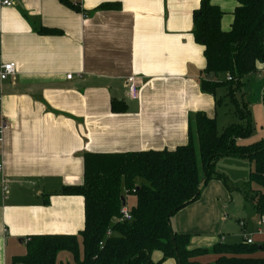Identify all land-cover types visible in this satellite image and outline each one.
<instances>
[{"label": "crops", "instance_id": "0c3cea01", "mask_svg": "<svg viewBox=\"0 0 264 264\" xmlns=\"http://www.w3.org/2000/svg\"><path fill=\"white\" fill-rule=\"evenodd\" d=\"M11 1L12 6L0 4V66L17 64L14 78H0V121H8L0 141V264L24 255L28 237L84 229V198L58 192L64 185L82 184L85 153L174 150L188 142L193 113L216 116L219 127L221 108L200 88L204 46L191 30L201 0H70L84 12L61 0ZM211 2L225 12L222 29L230 30L237 2ZM103 4L119 7L96 10ZM41 25L62 32L40 34ZM259 67L245 80L254 132L241 144L264 138V63ZM132 76L140 86L137 100L128 96L126 80ZM113 98L124 101L127 111L114 113ZM246 161L223 158L216 169L222 162L250 163L251 171ZM221 171L229 174L225 167ZM3 180L9 184L6 197ZM227 202L225 186L209 181L201 197L173 217L174 230L190 235L192 249L227 243ZM247 238L259 245L256 257L264 258L260 220L243 241ZM216 258L205 254L197 260Z\"/></svg>", "mask_w": 264, "mask_h": 264}, {"label": "trees", "instance_id": "16d2710c", "mask_svg": "<svg viewBox=\"0 0 264 264\" xmlns=\"http://www.w3.org/2000/svg\"><path fill=\"white\" fill-rule=\"evenodd\" d=\"M61 1L84 12L78 2ZM235 1L233 22L225 31L221 27L225 12L211 0H201L193 12L191 33L204 46L206 67L200 78L201 91L214 96L217 109L227 102L224 97L229 100L238 122L220 133L217 117L198 111L189 117L188 142L174 150L85 153L82 184L64 185L58 192L84 198V229L78 234L28 237L26 253L14 257L12 264H71L57 261L65 251L71 253L76 264H163L170 259L176 264H264V258L255 255L259 245L219 242L212 248L192 249L190 235L173 228V217L197 201L209 181L222 180L229 187L227 175L216 169L220 159H248L254 165L249 185L264 188V138L249 144L239 142L254 132L244 86L245 80L261 71L259 65L264 63V0ZM118 7L103 4L96 10ZM37 32L58 35L62 31L41 25ZM222 75L226 77L221 79ZM111 109L124 113L127 104L113 98ZM239 190L257 213L264 215V192L255 190L252 197ZM129 195L136 196V204L129 208L132 219L121 221V209ZM109 229L113 233L106 236ZM155 253L160 254L157 260ZM205 254L217 258L213 263L197 260Z\"/></svg>", "mask_w": 264, "mask_h": 264}, {"label": "rangeland", "instance_id": "374dc122", "mask_svg": "<svg viewBox=\"0 0 264 264\" xmlns=\"http://www.w3.org/2000/svg\"><path fill=\"white\" fill-rule=\"evenodd\" d=\"M246 85V84H245ZM245 87V86H244ZM248 86L246 89V93H248ZM224 97L225 93L221 91L220 94ZM224 101H227L223 106H221L219 110L220 119H219V132L221 133L224 127L230 125L231 123H237L238 120L233 116L232 112L234 111V107L231 105L229 100L224 97ZM258 132L259 128L255 126ZM256 134V133H254ZM197 151L199 152V148L197 145ZM247 160V159H246ZM246 162H250L249 160ZM245 164L240 166V163L230 165L228 162L220 163L217 170L220 172L223 167L227 169L229 174H225L221 171V173L227 175L228 177V185H225L222 180H219L226 188L229 194V202L227 212L223 211L224 220H226V226L224 228V232L227 235V243H240L243 241V237L251 236L256 232L259 227L260 215L258 216L257 211L252 206L251 202L244 198L243 193L239 190L242 189L244 192H248L249 196L255 197L254 191L261 189L264 192L263 187H259L258 185L252 183L249 185L248 183V175H249V165ZM252 164V163H251ZM254 165H252V168ZM221 169V170H220ZM224 171V170H223ZM136 204V196L129 195L126 196V206L131 208ZM224 210V209H223ZM244 223L245 225H242ZM264 226V225H263ZM263 229V227H262ZM80 240V252L82 253V245L81 238ZM58 263L60 262H70L71 264H76L73 260V256L69 252H61L58 255L57 259ZM214 261H212L213 263Z\"/></svg>", "mask_w": 264, "mask_h": 264}, {"label": "built area", "instance_id": "2783aa9c", "mask_svg": "<svg viewBox=\"0 0 264 264\" xmlns=\"http://www.w3.org/2000/svg\"><path fill=\"white\" fill-rule=\"evenodd\" d=\"M0 4L2 5H6V6H12L14 5V3L11 0H0ZM17 74V64L15 62H9L6 64H2L0 66V78L2 80H6L8 78H14ZM68 79H72L73 78V74H68L67 75ZM227 78L229 80H231V76L228 75ZM126 85L128 87V96L133 99V100H137L139 99V95H140V86H139V82L137 80L136 77L132 76L129 77L126 80ZM8 128V121L5 118H2L0 121V141L3 139V133L5 131V129ZM3 172V167L2 165H0V173ZM2 188H3V194L6 197L9 193V184L6 180L2 181ZM132 219V214L130 212V209L126 206V204L122 207L121 209V217L120 220L121 221H127V220H131ZM260 222L261 224L264 225V215H260ZM263 231L260 229L258 231V233H262ZM112 230H108L106 232V236H111L112 235ZM246 241L248 243H252V239L247 238ZM103 244V243H101ZM12 264V263H11ZM20 264V263H17Z\"/></svg>", "mask_w": 264, "mask_h": 264}]
</instances>
